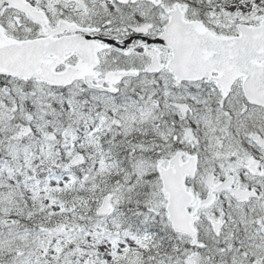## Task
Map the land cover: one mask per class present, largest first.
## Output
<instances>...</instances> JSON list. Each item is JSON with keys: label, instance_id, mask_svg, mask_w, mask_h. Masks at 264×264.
Here are the masks:
<instances>
[{"label": "snow or ice", "instance_id": "1", "mask_svg": "<svg viewBox=\"0 0 264 264\" xmlns=\"http://www.w3.org/2000/svg\"><path fill=\"white\" fill-rule=\"evenodd\" d=\"M0 264H264V0H0Z\"/></svg>", "mask_w": 264, "mask_h": 264}]
</instances>
